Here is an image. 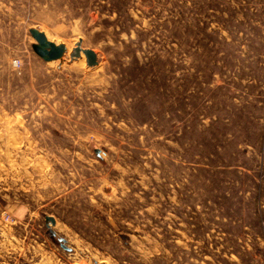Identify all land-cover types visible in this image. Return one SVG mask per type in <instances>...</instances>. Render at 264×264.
<instances>
[{
  "label": "rangeland",
  "instance_id": "374dc122",
  "mask_svg": "<svg viewBox=\"0 0 264 264\" xmlns=\"http://www.w3.org/2000/svg\"><path fill=\"white\" fill-rule=\"evenodd\" d=\"M0 264H264V0H0Z\"/></svg>",
  "mask_w": 264,
  "mask_h": 264
},
{
  "label": "water",
  "instance_id": "95a60500",
  "mask_svg": "<svg viewBox=\"0 0 264 264\" xmlns=\"http://www.w3.org/2000/svg\"><path fill=\"white\" fill-rule=\"evenodd\" d=\"M30 33L35 38L36 43L33 45L34 51L45 61H53L63 57L66 52V45L64 43L57 44L50 41L43 31L32 28ZM83 52L86 56V61L89 66H95L98 63V57L93 49H81L80 45L72 52L73 57H79ZM53 224L55 219L53 217H47Z\"/></svg>",
  "mask_w": 264,
  "mask_h": 264
},
{
  "label": "bare ground",
  "instance_id": "6f19581e",
  "mask_svg": "<svg viewBox=\"0 0 264 264\" xmlns=\"http://www.w3.org/2000/svg\"><path fill=\"white\" fill-rule=\"evenodd\" d=\"M50 40V38H48ZM51 41V40H50Z\"/></svg>",
  "mask_w": 264,
  "mask_h": 264
}]
</instances>
